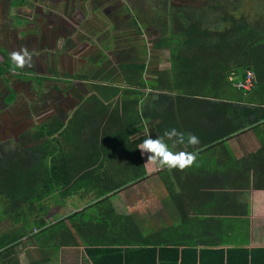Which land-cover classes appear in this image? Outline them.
<instances>
[{
    "label": "trees",
    "instance_id": "trees-1",
    "mask_svg": "<svg viewBox=\"0 0 264 264\" xmlns=\"http://www.w3.org/2000/svg\"><path fill=\"white\" fill-rule=\"evenodd\" d=\"M24 1L13 4L22 6ZM224 21L225 28L217 30L191 19L156 42L154 49L170 50L171 68L158 72L153 84L144 80L146 65L139 62L118 66L121 85L115 83V68L108 69L105 59L89 74L67 73L68 83L88 82L92 87L89 96L73 94L77 108L71 116L65 120L51 115L16 140L0 142V220L7 222L0 235V257L9 258L35 230L33 238L40 246L86 247L84 264H264V248L198 252L182 235L189 229L185 221L144 234L133 215L117 208L114 199L124 187L147 178L140 150L132 141L143 120L135 109L142 88L159 91L152 103L176 108L171 116L175 122L158 125L162 134L176 129L184 136L175 137L179 143L187 142L189 134L199 137L200 144L189 145L191 151L216 147L247 129L264 136V29L244 17L227 14ZM247 71L254 72L256 86L250 92L234 88L230 78L242 81ZM10 75L40 86L43 82L42 76H23L7 55L0 62V79L9 85ZM18 93L9 89L6 103L15 102ZM116 97L114 106L110 101ZM192 106L200 113L198 123L187 122L186 108ZM262 145L253 157L264 154V140ZM116 154L123 155L127 165L113 171ZM175 172L161 168L166 187ZM255 186L263 187L257 182ZM69 200L75 207L86 206L50 224L48 205L65 206Z\"/></svg>",
    "mask_w": 264,
    "mask_h": 264
},
{
    "label": "crops",
    "instance_id": "crops-1",
    "mask_svg": "<svg viewBox=\"0 0 264 264\" xmlns=\"http://www.w3.org/2000/svg\"><path fill=\"white\" fill-rule=\"evenodd\" d=\"M71 2L72 0H59L54 6L63 8L64 5ZM224 9V5L221 4H215L211 8L213 16L209 18L217 25L213 29L222 30L225 28ZM253 20L256 21V18ZM253 20L250 18L249 23L264 29V24ZM58 25L62 26L61 29L65 28L64 24L60 22ZM74 36L77 37L76 33L70 35V32H64L63 35L61 32L56 40L62 45L65 37L66 40L72 41V38L75 39ZM76 44L82 46L81 42L77 41ZM62 52L63 50L60 53ZM146 54L139 63L146 65L144 80L153 84L157 81L158 72L171 68L170 55L154 51H148ZM103 59L107 60L108 69L115 68L112 76L117 75L116 84L121 82L118 66L138 61L112 62L109 57L103 55L96 61L91 59V62L97 69ZM82 60L84 59L80 58V61ZM82 67L83 65L80 66V68ZM48 70L53 73L51 69ZM141 91L143 94L135 109L143 120L141 130L132 138L138 148L148 136L155 139L163 135L158 129V125L175 122L171 116L173 109H176L171 104L157 105L150 101L154 95L159 94V91L150 88H142ZM220 91L219 89L218 93ZM76 92L83 94L80 90ZM118 99L119 97H116L110 102L115 106V100L118 101ZM76 108L77 101L74 103L73 110ZM196 110L197 108L194 106L186 108L187 122L189 120L198 123L200 113ZM162 112L165 117H161ZM261 139L264 140V136H258L255 130L247 129L223 139L216 147L195 150L198 153L195 163L183 170L176 169L175 177H172V180L168 182L167 187L169 186L172 190L170 200H166L164 193L161 192L166 186L160 179L161 168L148 160L149 153L141 154L147 178L124 187L114 197L117 202L116 206L120 210L129 211L144 234H151L165 227L180 226L185 221L189 229L182 235L188 241L195 243L192 245L197 247L198 252L204 250L224 251L227 254L228 250L234 249H247L249 252L263 249L264 154L253 157L263 146ZM169 143L174 146L175 151L191 152L187 142L179 143L175 137ZM139 150L141 153V149ZM116 155L118 157L111 165L113 171L119 168L123 169L127 165V159L123 155ZM168 172L171 171H162V174L166 175ZM256 182L257 185L261 184L263 187L260 189L256 187ZM47 204L49 203L47 202ZM48 206L51 212L49 222L55 224L58 220L67 218L77 210H82L86 204L75 207L72 200H69L65 206L56 203ZM70 228L75 234L72 227ZM34 234L35 230L14 248L9 258L0 257V264H84L86 261V247L40 246L35 242ZM178 234L180 235L181 232ZM212 242L217 244H212ZM182 249L183 247H180V250Z\"/></svg>",
    "mask_w": 264,
    "mask_h": 264
},
{
    "label": "rangeland",
    "instance_id": "rangeland-1",
    "mask_svg": "<svg viewBox=\"0 0 264 264\" xmlns=\"http://www.w3.org/2000/svg\"><path fill=\"white\" fill-rule=\"evenodd\" d=\"M58 1L30 0L28 6L20 9L12 6V0H0V51L5 50L0 52V62L5 55L10 57L11 52L25 48L32 61L30 66L18 68L19 72L23 76H42L44 80L40 86L31 79L12 77L11 87L19 93L11 104L6 103L8 93L5 84L0 82V142L16 140L24 131L51 115L68 119L74 108L73 94L80 90L89 96L92 87L88 82L68 83L66 74L93 72L96 66L91 59L96 61L105 55L112 62H139L148 51L168 56L169 49L156 51L152 45L167 39L177 31L176 28L191 19L205 27H217L209 18L213 16L211 8L215 4L224 5V15H233L237 19L243 15L264 24V0H72L63 8L54 6ZM59 22L65 27L60 34L76 33L77 37L74 36L72 41L65 37L60 45L55 38L58 32H53L59 28ZM43 26L47 29H43V36L48 37L47 47L43 44L45 39L34 40L38 37V27L41 30ZM77 41L82 46L76 44ZM62 50L64 53H60ZM163 188L164 198L170 200L167 187ZM11 224L14 229L18 227ZM6 226L7 222L0 220V235L6 231Z\"/></svg>",
    "mask_w": 264,
    "mask_h": 264
},
{
    "label": "clouds",
    "instance_id": "clouds-1",
    "mask_svg": "<svg viewBox=\"0 0 264 264\" xmlns=\"http://www.w3.org/2000/svg\"><path fill=\"white\" fill-rule=\"evenodd\" d=\"M10 61L16 68L23 69L25 66L31 65L32 56L27 49L22 48L10 53ZM178 135L181 140L184 139L183 134H179L174 128L165 131L162 136L155 139L148 136L139 146L141 154L149 153L148 160L159 168L183 170L191 167L195 163L198 153L196 151H175L169 141ZM187 143L195 146L200 144V139L194 134H189Z\"/></svg>",
    "mask_w": 264,
    "mask_h": 264
},
{
    "label": "flooded vegetation",
    "instance_id": "flooded-vegetation-1",
    "mask_svg": "<svg viewBox=\"0 0 264 264\" xmlns=\"http://www.w3.org/2000/svg\"><path fill=\"white\" fill-rule=\"evenodd\" d=\"M29 1L30 0H25L24 1V4L22 5V6H16V5H14L13 4V0H12V6H14V7H17V8H20V9H22V8H24V7H26V6H28V3H29ZM60 18V17H59ZM61 19V18H60ZM60 19H59V21H60ZM51 22V21H50ZM49 23V22H48ZM48 23H46V25L48 24ZM55 24V23H54ZM55 26L53 25V28H54ZM61 27L62 26H59V28H57L55 31H53V32H55V33H57L58 32V34H57V36L58 35H60V31H61ZM43 29L46 31L47 29L45 28V26H43L42 27V29L40 30V28L38 27V34H36L38 37L37 38H34V40H36V41H39V42H41V41H43L44 39V42H43V44H44V46L45 47H47V44H46V41H47V38L48 37H44L43 36ZM50 32V31H49ZM57 36H56V34H55V38H57ZM36 37V36H35ZM1 38V37H0ZM2 40V39H1ZM3 41V40H2ZM29 41H30V39H29ZM3 50L4 49H2L0 52H3ZM5 51V50H4ZM3 56V55H2ZM4 60H5V56H4ZM3 60V61H4ZM13 72H15V71H13ZM12 72V73H13ZM15 74H16V72H15ZM14 74V75H15ZM11 77H12V75H10V76H7L6 78H10L11 79ZM12 80V79H11ZM44 81V80H43ZM0 82H3L4 84H5V86H6V90H7V93H9V89H11V88H13V87H11V83L9 84V85H7V82H6V80H1L0 79ZM16 90V89H15Z\"/></svg>",
    "mask_w": 264,
    "mask_h": 264
},
{
    "label": "built area",
    "instance_id": "built-area-1",
    "mask_svg": "<svg viewBox=\"0 0 264 264\" xmlns=\"http://www.w3.org/2000/svg\"><path fill=\"white\" fill-rule=\"evenodd\" d=\"M233 87L244 92H250L256 86V77L253 71H247L246 78L242 81H233Z\"/></svg>",
    "mask_w": 264,
    "mask_h": 264
}]
</instances>
